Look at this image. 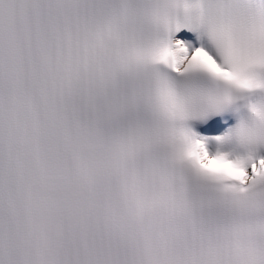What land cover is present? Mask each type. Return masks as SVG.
Returning a JSON list of instances; mask_svg holds the SVG:
<instances>
[{
	"label": "snow or ice",
	"instance_id": "obj_1",
	"mask_svg": "<svg viewBox=\"0 0 264 264\" xmlns=\"http://www.w3.org/2000/svg\"><path fill=\"white\" fill-rule=\"evenodd\" d=\"M0 264H264V0H0Z\"/></svg>",
	"mask_w": 264,
	"mask_h": 264
}]
</instances>
